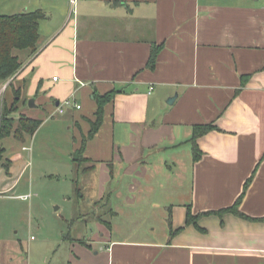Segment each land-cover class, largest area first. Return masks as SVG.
<instances>
[{"label": "crops", "instance_id": "1", "mask_svg": "<svg viewBox=\"0 0 264 264\" xmlns=\"http://www.w3.org/2000/svg\"><path fill=\"white\" fill-rule=\"evenodd\" d=\"M104 4L102 14L71 20L35 54H23L17 74L0 82V92L8 84L0 118L7 92L14 101L35 97L25 115L43 119L39 128L48 122L45 113L68 111L73 153L95 119V94L120 91L86 145L87 172L99 169L96 201L111 209V217L121 205L167 225L149 227L147 237H114L112 221L109 227L98 218L90 239L99 250L92 257L93 246L79 239L87 257L81 252L74 263L264 264V0ZM154 43L160 50L149 68ZM68 98L72 105L58 112ZM197 124L215 128L198 138L202 156L195 161ZM11 161L10 174L2 167L1 188H12L24 170V156ZM158 171L163 176L157 179ZM251 177L239 206L247 217L213 212L233 206ZM189 181L190 192L182 190ZM189 210L197 224L187 223ZM16 259L6 264H21Z\"/></svg>", "mask_w": 264, "mask_h": 264}, {"label": "rangeland", "instance_id": "2", "mask_svg": "<svg viewBox=\"0 0 264 264\" xmlns=\"http://www.w3.org/2000/svg\"><path fill=\"white\" fill-rule=\"evenodd\" d=\"M106 1L0 0V13L11 15L43 10L46 16L40 21L39 41L43 43L45 38L71 24V20H82L87 12L102 14ZM15 53L21 52L15 50ZM21 56L24 57L23 54ZM5 94L4 104L17 107L16 113L12 114L16 118L15 124L22 115L31 114L29 100L18 98L14 101V96L8 92ZM15 95L19 96L18 90H15ZM68 115V111L54 117L45 113L44 118L48 122L24 141L13 135L0 139V144L7 149L5 157L14 160L18 156L25 158L20 165L24 170L20 176L16 174L18 180L14 186L0 187V264L12 263L16 258L21 264H75L76 255L87 252L79 239H87L93 246V251H90L93 257L100 245L90 237L94 221L100 217L112 221L114 237H147L149 227L167 225L165 219L148 216L146 210L135 207L122 211L118 205L119 215L111 217V209L96 201L97 162L92 163L96 169L89 172L83 171L84 164L79 169L76 166L72 168L74 141L73 132L68 128ZM23 145L30 149L23 150ZM2 170L0 167L1 176H6ZM157 174L158 179L160 174L163 176V171ZM117 181L108 187V191L116 188L114 184H118ZM123 188L126 189V184ZM190 188L189 181L182 190L190 192ZM104 255L97 258L103 259ZM83 256L87 257L84 253Z\"/></svg>", "mask_w": 264, "mask_h": 264}, {"label": "trees", "instance_id": "3", "mask_svg": "<svg viewBox=\"0 0 264 264\" xmlns=\"http://www.w3.org/2000/svg\"><path fill=\"white\" fill-rule=\"evenodd\" d=\"M46 16L45 12L41 9L32 11H23L17 14H1L0 13V82H6L14 77L20 70L23 60L21 54L32 56L39 50L40 34V21ZM19 50L21 53H15ZM160 50V45L153 44L151 56L148 62L149 68H154L156 64L157 54ZM119 90L113 89L105 94H95L97 101V110L95 112V119L90 120V129L88 134L83 135L81 145L73 153V163L79 169L88 158L85 157V150L87 142L92 139L101 128L104 117L105 108L107 104L113 101L115 95ZM17 110L15 104L8 106L4 104L1 118H0V139L6 136L14 135L19 140H25L26 135H33L39 126L43 123V119L31 118L27 115H22L15 124L16 118L12 116L13 112ZM213 124H197L193 126V135L191 138L193 145L194 160H198L202 156V150L198 144V138L210 130L214 129ZM5 147L0 145V167H3L8 174L12 165L11 159L5 157ZM92 166H84L83 171H88ZM252 181L249 178L244 185L241 195L236 200L235 204L214 213L223 216L226 212H233L237 215L247 217L239 210V206L246 195L247 189ZM113 214V212H112ZM264 219V218H263ZM262 219V220H263ZM100 220L111 226L110 220L100 217ZM187 223L197 224L195 216L188 211Z\"/></svg>", "mask_w": 264, "mask_h": 264}, {"label": "built area", "instance_id": "4", "mask_svg": "<svg viewBox=\"0 0 264 264\" xmlns=\"http://www.w3.org/2000/svg\"><path fill=\"white\" fill-rule=\"evenodd\" d=\"M53 79L56 80V79H57V76H55ZM6 88H7V84H5V85L3 86V88L1 89V92H0V99L2 98L3 93H4V91L6 90ZM70 105H72V100H71L70 98H68V99L64 100L63 102H61V103L58 105V107H57V111L60 112V113H63V112L65 111L66 107H68V106H70ZM76 107H77V108H80L81 106H80L79 104H76ZM25 197H26V196H25Z\"/></svg>", "mask_w": 264, "mask_h": 264}, {"label": "water", "instance_id": "5", "mask_svg": "<svg viewBox=\"0 0 264 264\" xmlns=\"http://www.w3.org/2000/svg\"><path fill=\"white\" fill-rule=\"evenodd\" d=\"M174 98H175V97H173L172 99H169V102H170V103L173 102ZM35 100H36L35 97H32L31 99H29V105H30L31 107L36 106V102H35Z\"/></svg>", "mask_w": 264, "mask_h": 264}]
</instances>
